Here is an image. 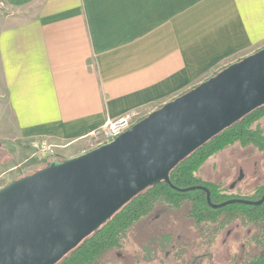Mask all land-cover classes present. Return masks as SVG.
Here are the masks:
<instances>
[{
  "label": "crops",
  "instance_id": "0c3cea01",
  "mask_svg": "<svg viewBox=\"0 0 264 264\" xmlns=\"http://www.w3.org/2000/svg\"><path fill=\"white\" fill-rule=\"evenodd\" d=\"M0 137L45 140L48 162L264 48V0H4Z\"/></svg>",
  "mask_w": 264,
  "mask_h": 264
},
{
  "label": "water",
  "instance_id": "95a60500",
  "mask_svg": "<svg viewBox=\"0 0 264 264\" xmlns=\"http://www.w3.org/2000/svg\"><path fill=\"white\" fill-rule=\"evenodd\" d=\"M264 104V48L165 102L112 141L52 159L0 187V264H55L133 196L163 179L178 191H204L209 207L260 205L232 198L213 203L206 186L175 187L169 171L210 138Z\"/></svg>",
  "mask_w": 264,
  "mask_h": 264
},
{
  "label": "trees",
  "instance_id": "16d2710c",
  "mask_svg": "<svg viewBox=\"0 0 264 264\" xmlns=\"http://www.w3.org/2000/svg\"><path fill=\"white\" fill-rule=\"evenodd\" d=\"M263 116L264 104L210 138L169 171L170 182L177 188L204 185L210 191L211 202H221L219 188L204 183L198 175L199 168L235 142L254 144L264 149L259 130V121ZM243 209L245 216L241 218ZM158 215L177 218L189 229L191 236H174L172 229L159 235L152 234L142 245V257L145 259L160 250L164 256L173 254L176 264H216L213 262L212 247L221 236L243 223L250 230L251 238L246 248L250 255L244 256L239 264H264V201L252 208L229 204L214 209L208 206L204 191H178L163 179L133 196L55 264H118L109 259V253L124 249L130 244L133 234L142 238L145 235L143 228L153 226V219ZM176 239L181 243L177 245Z\"/></svg>",
  "mask_w": 264,
  "mask_h": 264
},
{
  "label": "rangeland",
  "instance_id": "374dc122",
  "mask_svg": "<svg viewBox=\"0 0 264 264\" xmlns=\"http://www.w3.org/2000/svg\"><path fill=\"white\" fill-rule=\"evenodd\" d=\"M143 117L145 115L140 114L139 118ZM259 130L264 143V116L259 121ZM31 150L32 152L26 144L4 141L0 137V187L10 180L30 175L46 165V160L40 159L33 148ZM198 175L204 183H211L219 188L221 202L232 198L256 200L264 190V149L254 144L243 145L235 142L206 160L199 168ZM153 221V226L150 225L145 230L143 228L145 235L143 234L142 238L133 234L130 244L124 249L109 253V259L118 264H176L173 254L164 256L160 250L149 259H145L142 257V245L150 235H159L171 229L175 232L174 236L190 237L189 229L170 215L164 217L158 215ZM237 235L234 229L217 240L212 247L213 262L239 264L240 244ZM176 240L177 245L181 243L180 240Z\"/></svg>",
  "mask_w": 264,
  "mask_h": 264
},
{
  "label": "built area",
  "instance_id": "2783aa9c",
  "mask_svg": "<svg viewBox=\"0 0 264 264\" xmlns=\"http://www.w3.org/2000/svg\"><path fill=\"white\" fill-rule=\"evenodd\" d=\"M7 5L4 0H0V11H4ZM140 114L137 111H129L114 119H107L104 123L91 131V148H96L106 144L117 136L128 130L134 123L139 121ZM29 145L35 150L38 156H47L53 153V145L45 140L30 141Z\"/></svg>",
  "mask_w": 264,
  "mask_h": 264
},
{
  "label": "flooded vegetation",
  "instance_id": "af4514ba",
  "mask_svg": "<svg viewBox=\"0 0 264 264\" xmlns=\"http://www.w3.org/2000/svg\"><path fill=\"white\" fill-rule=\"evenodd\" d=\"M264 192V191H263ZM263 192L259 195V197L257 199H259L261 197V195L263 194ZM256 199V200H257ZM243 205V204H242ZM256 206H259V205H243V207H247V208H252V207H256ZM245 216V213H244V209L241 211V214H240V217L243 218ZM236 232H237V240L240 244V253L238 254V256H240V261L244 258V256H248L250 255L248 252H247V249L248 248V243H249V238L250 237V230L247 229L243 223L241 224H238L237 227H236ZM254 237V236H253ZM239 259V258H238Z\"/></svg>",
  "mask_w": 264,
  "mask_h": 264
}]
</instances>
